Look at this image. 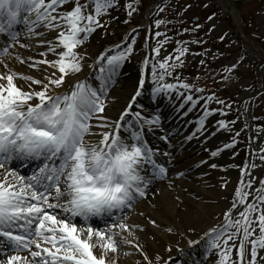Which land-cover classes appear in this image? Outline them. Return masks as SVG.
I'll return each mask as SVG.
<instances>
[{"label": "snow or ice", "instance_id": "snow-or-ice-1", "mask_svg": "<svg viewBox=\"0 0 264 264\" xmlns=\"http://www.w3.org/2000/svg\"><path fill=\"white\" fill-rule=\"evenodd\" d=\"M117 7L118 0H0V68L4 69L0 71V169H5L0 173V256L7 257L0 259V264H118L122 249L128 246L139 255L133 264H185L172 256H150L137 235L144 228L127 222L138 204L149 201L155 182L167 180L172 186L169 166L175 160L171 151H162L146 139L151 133L174 146L162 127L159 111L146 116L134 106L142 108L137 101L147 90L149 75L153 100L170 99L175 94L176 99L182 98L181 109L188 106L184 115L197 107L199 99L224 102L215 94L195 98L194 94L204 89L173 77L188 51L181 47L174 57L163 60L146 55L127 105L117 118L108 116L109 92L133 52L132 45L120 51L116 50L119 45L109 49L114 54H101L88 65L99 68L95 77L98 87L88 77H72H78L85 67L87 52L78 49L104 27L101 17ZM125 7L129 17L137 10L132 4ZM155 23L160 27L164 21ZM20 49L35 55L24 56ZM151 51L158 57L160 47ZM13 61L28 64L40 78L15 71L10 67ZM235 67L224 71L231 73ZM168 77L176 83L167 82ZM17 80L25 81L27 89ZM204 107L195 130L181 143L198 139L207 130L206 121L212 113ZM218 127L232 131L223 120L218 121ZM157 130L164 134L156 137ZM239 135L236 132L232 142L222 148L208 150L209 159L234 148ZM258 158L264 161V155ZM14 160L39 163L25 176L6 168ZM201 165L218 167L209 160H201L197 166ZM184 175L177 172L176 178ZM243 176L250 173L242 171L222 223L197 240L188 239V248L200 245L203 255L199 259L189 256L187 264H204L213 254L217 257L214 264L264 262V179L253 191L255 180ZM146 219L160 227L155 220ZM94 221L102 226L94 227ZM164 230L173 233L171 227ZM8 251L14 254L7 255ZM166 251L171 252V246ZM184 251L177 245L178 255L183 256ZM122 254L134 255L130 251Z\"/></svg>", "mask_w": 264, "mask_h": 264}, {"label": "rangeland", "instance_id": "rangeland-1", "mask_svg": "<svg viewBox=\"0 0 264 264\" xmlns=\"http://www.w3.org/2000/svg\"><path fill=\"white\" fill-rule=\"evenodd\" d=\"M158 0H118V7L110 10V15L102 16L101 23L103 28H99L93 33L88 41L78 51L87 52V57L84 61L85 67L82 72L84 75L81 79L88 77L89 82L93 86H99V82L95 79L99 72L98 67L89 68L88 65L104 53L109 55L114 54L109 52V49L123 50L128 45H132L133 52L130 57L123 63L119 70V75L116 78V83L112 86L109 92V105L106 109V114L109 113V108L113 105V99L110 95L114 86L117 85L123 77L129 78V74H133L129 80L130 89L125 96L124 102L129 101L131 95L134 93L138 80L141 75L142 61L146 55L155 59L163 60L165 57L176 55L177 48H187L188 51L183 60V66H177L173 77L178 76L180 81L187 82L204 89L202 93H196L195 98L207 97L215 94L224 103H217L216 101H207L199 99V103L195 109L188 112L187 115L183 113L187 109L179 107L181 100L176 99L175 94L171 98L161 97L154 101L151 97V77L149 75L146 84L147 90L138 98V103L142 105L141 109L134 110L142 111L146 116L159 111L161 117L169 118L172 116L171 112L177 111L182 116V119H188L193 125L203 115L205 105L213 114L212 117L217 125L216 132H224V143H231L236 132L240 135L236 136V145L230 149L228 156L218 155L214 160L209 159V151H215L217 148H222L223 144L215 143L204 148L202 153V160H209L218 164L216 169H208L210 181L214 179H221L233 172L242 177V171L245 170L246 160L250 155V164H255L257 167H249L248 179H254L253 191L260 187L259 181L264 179V161L258 157L264 155V61L249 53L243 48L242 41L238 39L235 34L232 19L229 14L223 9L218 0H167L161 8L150 18L147 17L149 8ZM238 13L241 34L246 39L257 46L264 52V0H231ZM84 0H81L83 3ZM126 4H132V7L137 9L132 16L127 15L128 9ZM66 7H71L68 5ZM156 7L152 8L154 12ZM209 17H212L209 19ZM198 18L197 22L194 19ZM162 20L164 23L160 27L156 26V21ZM198 26V27H197ZM160 32L162 35L156 36ZM133 40L135 43L133 44ZM160 47L159 56L151 50ZM39 49L37 51H40ZM25 49H20L23 54ZM24 55V54H23ZM40 57L37 56V59ZM49 59L53 57L49 55ZM203 61V63H201ZM236 65L231 73L225 72V68H230ZM27 72L25 75H32L40 78V73L35 69L28 67L25 64ZM230 77L225 79V77ZM167 82L176 83V80L168 77ZM18 85H24L27 89V84L23 80H17ZM261 85L260 94L255 98L253 111L251 114L253 124L251 132V122L249 119V105L250 100L257 93V89ZM183 91V90H181ZM230 106V107H229ZM223 120L232 131L219 129L218 121ZM235 121L233 124L232 122ZM206 144L201 143V146ZM207 149V150H206ZM38 161H31L22 163L20 161H12L7 166L9 169L17 171L21 175H31L32 170L36 168ZM209 168V167H208ZM237 186L231 189H221L224 196H214L216 209L211 208L208 211L211 215L223 218V213L230 206L234 192ZM252 197H249L251 201ZM241 210H243L241 208ZM192 218L198 217L197 208L194 205H188L185 209L182 224L186 229V235L181 230L175 231V236L181 240L182 243L188 241L189 235H201L200 230L191 222ZM98 226H102L98 225ZM195 229V231H188V229ZM181 233L183 235H181ZM182 243L179 247L183 249ZM239 241H237V244ZM7 255H12L8 251ZM151 252V251H150ZM203 253V249L201 250ZM149 253V251H148ZM197 254L201 258L200 250L184 251L183 256L174 257L175 260L186 261L187 257ZM150 254V253H149ZM264 254V253H262ZM27 255V253H22ZM6 256H0V259H5ZM250 258V257H249ZM215 254L211 255L204 264L216 261ZM233 259H236L235 250H233ZM264 264V262H262Z\"/></svg>", "mask_w": 264, "mask_h": 264}, {"label": "bare ground", "instance_id": "bare-ground-1", "mask_svg": "<svg viewBox=\"0 0 264 264\" xmlns=\"http://www.w3.org/2000/svg\"><path fill=\"white\" fill-rule=\"evenodd\" d=\"M218 2L231 17L235 33L241 35L242 30L238 13L232 1L218 0ZM242 45L246 51L254 54V56L259 58L261 61H264V52L262 51V53H260L261 50L254 44L250 43L246 37H244ZM37 50H39V48ZM23 54L24 56L35 55V53L30 51H24ZM10 67H13L17 72L24 74L25 71L27 72L25 64L22 65L16 61H13L10 64ZM0 71H4V69L0 68ZM83 75L84 72H81L78 74V77H72V80L77 78L81 79ZM132 75L133 74H129L128 79L127 77L120 79L119 83L114 86V89L110 93L114 101L113 105L109 108L108 116L113 119L119 116L120 112L128 103V101L124 102V99L131 87L129 80ZM171 110L172 109H170V114H172V116H170V119L162 118V127L166 133L170 134V139L172 141V145L174 146L170 147L169 144L155 139L151 133L147 134L146 139H148L153 146H158L162 151L169 150L174 154L175 160L172 165L169 166V175L173 181L172 186H169V181L167 180L155 182L152 192L149 193V201L138 204L136 210L129 214L127 221L129 224H139L144 228V231H138L137 235L140 237V242L144 244L147 252L149 251L150 256L159 254L165 258L169 256H180L177 253V245L182 242L174 234L176 230H181L182 233L186 235V229H184L182 219L187 206L190 204L197 208L199 215L197 218H192L193 216L191 214V222L197 226L202 235L205 231L209 230L214 225L222 223L223 221V218L221 219L211 215L208 211H206L211 208L216 209L217 205L213 200L214 196H224L225 193H222L219 188L231 189L234 186H238L240 183V179H238V176L232 171L224 178L210 181L211 179L208 175V169L210 168H208L207 165L197 166L202 160V153L206 146L214 145L215 143H222L224 145L226 143H224L225 133L215 131L217 125L212 117L213 113L211 112L212 114L206 121L207 130L203 133V135H200L198 139H194L190 142L181 143L180 141L182 138L191 134L197 125H193L188 119H182L178 110L174 112H171ZM94 131L99 130L94 129ZM161 134L164 133L157 130L155 136L158 137ZM201 143L206 145L202 147ZM229 154L230 149H225L219 155L228 156ZM6 168L9 169L7 165ZM4 171L5 169H0V173H4ZM177 172H184L185 175L180 178H176ZM176 197H179L180 199L177 200ZM153 205H155V207H153ZM139 212H144L145 216L138 215ZM146 217L155 220L160 227H153L148 222ZM100 224L101 222L99 221L93 222L94 227ZM165 227H171L173 229V233L166 232L164 230ZM201 235L197 236L190 234L188 239L197 240ZM169 246L172 248L171 252L166 251ZM182 247L186 250L188 248V241L186 243H182ZM195 250H200V256L203 255L200 245H196ZM94 251L97 253L99 252L98 249ZM123 251H130L134 253V255L125 257L122 254ZM122 252L119 256L118 264H133V262L139 258V255L135 253V249L130 246L123 248ZM192 257L199 259L196 253L193 254ZM187 261L188 257L185 264H187Z\"/></svg>", "mask_w": 264, "mask_h": 264}, {"label": "water", "instance_id": "water-1", "mask_svg": "<svg viewBox=\"0 0 264 264\" xmlns=\"http://www.w3.org/2000/svg\"><path fill=\"white\" fill-rule=\"evenodd\" d=\"M241 39V38H240Z\"/></svg>", "mask_w": 264, "mask_h": 264}]
</instances>
